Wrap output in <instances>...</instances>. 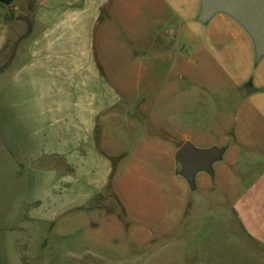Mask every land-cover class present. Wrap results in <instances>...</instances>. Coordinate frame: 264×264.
<instances>
[{
	"label": "rangeland",
	"instance_id": "1",
	"mask_svg": "<svg viewBox=\"0 0 264 264\" xmlns=\"http://www.w3.org/2000/svg\"><path fill=\"white\" fill-rule=\"evenodd\" d=\"M144 2L125 10L122 2L113 18L103 11L114 24L96 30V64L122 97L112 109L120 117L96 132L113 166L108 185L83 208L44 221L13 200L0 172V264H264V248L233 213L264 169V58L256 61L232 18L198 22L199 0ZM9 15L0 4L2 69L26 58L18 41L26 27ZM5 81L0 74V87ZM186 141L226 148L194 190L174 160Z\"/></svg>",
	"mask_w": 264,
	"mask_h": 264
},
{
	"label": "crops",
	"instance_id": "2",
	"mask_svg": "<svg viewBox=\"0 0 264 264\" xmlns=\"http://www.w3.org/2000/svg\"><path fill=\"white\" fill-rule=\"evenodd\" d=\"M20 1L8 8V19L26 27L18 36L26 58L0 71L6 79L0 87V172H7L13 200L21 198L32 218L52 221L83 208L109 183L113 166L98 149L96 132L120 117L112 109L122 97L96 64V30L101 26V35L114 24L102 19L103 11L112 17L119 4L125 10L145 2ZM126 16L137 25L134 15ZM233 213L264 248V169Z\"/></svg>",
	"mask_w": 264,
	"mask_h": 264
},
{
	"label": "water",
	"instance_id": "3",
	"mask_svg": "<svg viewBox=\"0 0 264 264\" xmlns=\"http://www.w3.org/2000/svg\"><path fill=\"white\" fill-rule=\"evenodd\" d=\"M197 21L207 24L216 14H223L236 21L250 37L255 59L264 58V0H199ZM257 92L258 90H254ZM264 92V87L260 89ZM224 147L198 149L191 142H184L175 152V164L180 167L177 175L194 190V178L199 173L210 174L211 164L222 158Z\"/></svg>",
	"mask_w": 264,
	"mask_h": 264
},
{
	"label": "trees",
	"instance_id": "4",
	"mask_svg": "<svg viewBox=\"0 0 264 264\" xmlns=\"http://www.w3.org/2000/svg\"><path fill=\"white\" fill-rule=\"evenodd\" d=\"M14 0H0L1 5H6L8 8H10L11 4L13 3ZM2 68H0V71Z\"/></svg>",
	"mask_w": 264,
	"mask_h": 264
}]
</instances>
